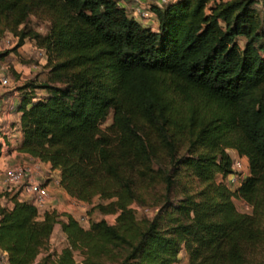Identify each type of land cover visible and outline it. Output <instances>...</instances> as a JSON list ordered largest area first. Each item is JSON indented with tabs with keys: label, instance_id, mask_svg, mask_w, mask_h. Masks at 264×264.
<instances>
[{
	"label": "trees",
	"instance_id": "trees-1",
	"mask_svg": "<svg viewBox=\"0 0 264 264\" xmlns=\"http://www.w3.org/2000/svg\"><path fill=\"white\" fill-rule=\"evenodd\" d=\"M151 8L157 30L118 0H0V37L11 31L12 49L30 38L45 59L44 80L21 86L16 149L58 167L65 191L97 196L104 214L83 225L0 189L7 264H76V251L83 264H174L182 249L188 264H264V0ZM31 14L45 32L26 25ZM228 149L248 163L234 188ZM183 174L200 187L173 195ZM157 184L162 198L146 202ZM134 203L155 209L138 217ZM57 224L66 243L37 261Z\"/></svg>",
	"mask_w": 264,
	"mask_h": 264
},
{
	"label": "rangeland",
	"instance_id": "rangeland-1",
	"mask_svg": "<svg viewBox=\"0 0 264 264\" xmlns=\"http://www.w3.org/2000/svg\"><path fill=\"white\" fill-rule=\"evenodd\" d=\"M47 24H48V21H47L45 15L31 14L26 21V25L28 27H32V28H34L40 32H45V30L47 28ZM7 40L9 43L7 42ZM16 41H17V37L15 35H13V33L11 31H5L4 34L2 35V37H0V72L10 78V85H8L7 87L3 88L0 91V96H6L7 95L9 97L10 94L13 93V87H17V85H19V83H22V82L25 83V82H28L29 80H31L32 77L34 76L35 72L40 70L39 71L40 73H42V74L46 73V69H44L43 66H41V64L39 62L41 56H39L38 50L35 47L33 40L30 38H26V40H25L26 42L21 47L22 49H18V48L12 49V47ZM25 45H26V48H24ZM33 63L38 64L40 66L36 67V70L30 69L29 68L30 64H33ZM17 64L22 65L24 68L28 67L29 69L27 70V73H21V70L19 72L18 71L16 72L15 65H17ZM5 102L6 103H4L3 105L7 104V101H5ZM11 105H12V102L8 106H6V107L4 106L5 108H1L2 111L7 112V113L8 112L12 113L14 111V109L9 108ZM3 112L0 111V114ZM111 120H112V113L109 112V114L106 116L105 120L102 122L101 126L105 127L106 125H108L111 122ZM151 137L154 140V142L156 143L158 140L157 135L154 133L151 135ZM185 147L186 146H184V145L180 147L181 148L180 153L186 152ZM228 151L234 160H236L237 156H239L234 149H228ZM161 156H162L161 160L166 162L167 157L165 155H163V153ZM27 161H31V158L24 159L18 163L27 162ZM241 162H242V165L240 167L234 166V169L236 171V174L237 175L239 174V176L242 178L243 176H245L248 173L246 157L242 156ZM18 163H16V164H18ZM13 165H15V164H13ZM41 166H42V171H43L44 167H43V165H41ZM45 172H47V170H45ZM181 176H182V177H180L181 183H177L172 188V194L173 195H180L179 190H180L181 184L184 185L189 180L190 181L187 184L190 185L191 190L192 189L196 190L197 188L200 187V183H199V181H197V179L189 178L184 174ZM4 185L5 186L4 187L2 186V188H1L3 191L9 192L10 194H14L17 192V190H15V189H8V185L6 183H4ZM161 193H162L161 184H157L155 186V188L149 192V194H146V198H147L146 202L158 203L160 201V199L162 198ZM98 200H99V198L97 196H95L92 200V203H95ZM0 202L3 204H6L7 200L2 197V198H0ZM68 202L71 203L70 200ZM234 202H235V204L239 210H243V211L249 210V209H247L245 203L241 199L234 198ZM92 203H86L84 205H79L76 203L72 204L73 212L79 217V219L83 225H87L90 220L101 218L104 215V214L100 213L97 209H93L91 207ZM48 205H49V203L46 206H48ZM46 206L38 208L39 212L41 213L43 211V209L46 208ZM134 206H135L136 215L138 217L141 216L145 212L148 215H151L155 209L154 207H151V205H148V204L147 205H139V204L134 203ZM76 208H77V210H76ZM106 217L109 221H113L114 216L112 214H107ZM65 243H66L65 234L62 232L60 225L57 224V225H55L47 244L41 249L40 253L38 254V256L36 258L37 261L48 252H51V253L58 252ZM182 251L185 252L184 249H182ZM259 255H260L259 253L255 254V259ZM75 258H76V264H83L81 261V259H82L81 255L77 251L75 252Z\"/></svg>",
	"mask_w": 264,
	"mask_h": 264
},
{
	"label": "crops",
	"instance_id": "crops-1",
	"mask_svg": "<svg viewBox=\"0 0 264 264\" xmlns=\"http://www.w3.org/2000/svg\"><path fill=\"white\" fill-rule=\"evenodd\" d=\"M118 3L125 6L126 9L129 10L131 1L130 0H118ZM151 28L154 30H157L158 22H154L151 25ZM24 43L21 46H19L18 49H22L21 47L24 45ZM26 45L24 46V48H26ZM39 62L42 66L45 63V59L41 57ZM33 64H30V67H29L30 69L36 70V67L40 66L38 64H35L34 66H32ZM15 68H16V72L17 71L19 72L21 70V73H27V70L29 69L28 67L24 68L22 65H19V64L15 65ZM39 71L35 72L34 76L31 79L35 83L41 82L45 78V74H42ZM23 84L24 82L19 83L17 87H13V93L10 94L9 97L7 95L0 96V111L1 112H3L1 108H5L9 104H11V102L13 106L12 107L10 106L9 108L14 109L12 113L3 112L0 114V169H1L0 170V189L2 188V186L3 187L5 186L3 183L2 177H1L2 170L5 167L16 164L24 159L32 158L29 154L20 152L16 149V145L20 142L22 138V131L20 130V127H19L21 112L18 110L17 106L21 98L22 91H24V89L21 88ZM32 93L41 95L45 93V90L44 88L37 87V88H34ZM5 101H7V104L3 105L4 103H6ZM40 162L43 165L44 169L47 170V172H45V170L43 169V171L38 177L43 183L47 184V188L50 193L49 202H48L49 205L46 206V208L55 207L60 212L66 211V212H71L75 214L73 212L72 204L76 203L79 205H84L86 204V202L78 200L75 197L70 196L60 184H55L52 181L51 176L53 175L60 178L58 167L52 168L51 164L47 161H40ZM69 200L71 201V203L68 202ZM9 203L10 202L7 201V204ZM178 256H179L178 261H176L174 264H188V254L186 251L183 252L181 250Z\"/></svg>",
	"mask_w": 264,
	"mask_h": 264
},
{
	"label": "built area",
	"instance_id": "built-area-1",
	"mask_svg": "<svg viewBox=\"0 0 264 264\" xmlns=\"http://www.w3.org/2000/svg\"><path fill=\"white\" fill-rule=\"evenodd\" d=\"M130 1H131L130 7L129 10H127L129 15L139 20L146 26L151 27V25L154 22H158L156 15L151 8V5L157 4L159 6H162L170 0H130ZM35 47L38 50L39 56H41L42 50L36 45ZM34 65L35 64H33L32 66ZM8 85H10V78L0 72V91L3 88L7 87ZM37 96L39 95L37 94ZM35 98L37 97H34V99ZM12 106L13 105H11V107ZM241 159L242 156H237L236 160L233 159V164H232L233 169L234 166L240 167L242 165ZM41 165L42 164L39 160H35L34 158H31V161L8 166L1 173L3 183H6L8 185V189L17 190L18 196L21 199L33 203L38 208L45 207L48 204L50 197L47 184L43 183L38 177L42 172ZM247 167H248V163H247ZM51 178L55 184H60L59 177L53 175L51 176ZM242 178L239 176V174L238 175L236 174V171L234 169V171L229 173L224 180L231 188H234L237 185H239ZM242 201L245 203L247 209L250 210V205L246 201L244 200ZM249 210H245V211H249ZM0 264H7L6 251L0 250Z\"/></svg>",
	"mask_w": 264,
	"mask_h": 264
}]
</instances>
